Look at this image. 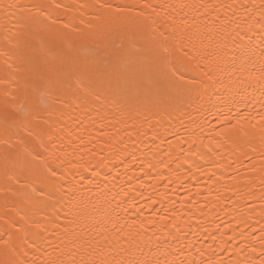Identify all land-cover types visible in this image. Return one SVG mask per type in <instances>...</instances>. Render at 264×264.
Instances as JSON below:
<instances>
[{"label": "bare ground", "instance_id": "6f19581e", "mask_svg": "<svg viewBox=\"0 0 264 264\" xmlns=\"http://www.w3.org/2000/svg\"><path fill=\"white\" fill-rule=\"evenodd\" d=\"M124 2L132 0H0L66 6L44 8L55 24L34 8L0 10V79L21 89L26 80L52 82H41L49 124L32 129L47 151L24 132L9 148L0 133V217L20 212L44 225L26 226L39 246L37 264L66 260L73 241L132 264H251L260 259L264 227V31L248 24L261 0H140L156 8L142 10L141 32L96 19L104 10L78 7ZM152 21L155 33L146 26ZM113 69L152 71L156 83L117 90L108 83ZM6 154L7 171L25 183L6 180ZM45 164L72 191L65 184L62 196L35 195L32 187L47 194L56 179Z\"/></svg>", "mask_w": 264, "mask_h": 264}, {"label": "snow or ice", "instance_id": "6c2138e0", "mask_svg": "<svg viewBox=\"0 0 264 264\" xmlns=\"http://www.w3.org/2000/svg\"><path fill=\"white\" fill-rule=\"evenodd\" d=\"M25 8L30 7L37 9V17L43 15L45 20H51L52 24H55L56 21L51 19L50 15L44 12L45 7H50L53 9H60L63 6L59 3H53L48 6L44 5H16V4H8L4 5L0 3V10L8 12L13 8ZM79 9H84L86 7L93 8L97 11L104 10L107 15L105 17H96V19H101L105 24H126L132 25L136 29V31L141 32L145 28V23L140 19L145 16V13L142 11L146 8H152L153 12H156V8L148 3H140V0H132V2H124L118 4H105V3H93L92 5H84L80 4ZM163 7V6H161ZM170 7V6H169ZM181 7H189L188 5H181ZM229 7H231L229 5ZM135 13V15H125L126 13ZM84 13L81 12V15ZM159 15V13H157ZM253 23H249L248 27L252 28L254 24H259L260 29L264 31V0H261L260 10L258 17L255 13H250ZM29 22L34 21L35 17H29ZM247 20V18H245ZM42 23V21H39ZM81 23L84 21L81 20ZM87 27H91V25H86ZM152 33L157 31L156 21H152L146 25ZM63 28L69 29L70 31H78L71 23L63 24ZM160 35L164 38V40L168 39V36L161 32ZM240 36L239 32L236 34ZM243 36H240V39L243 40ZM264 42V41H262ZM71 42H68L67 47L72 48ZM160 48L162 52L167 54L170 49L169 46L164 44L161 45ZM264 54V53H262ZM185 55H188L186 52ZM166 56H162L161 59H166ZM8 69H13V65L5 61ZM20 69L17 67L15 71H19ZM262 75H264V64L261 65ZM108 83L109 87L114 86L117 90L122 91H131L134 87H149L150 85H154L156 83L154 73L152 71L144 72L143 70L139 72H134L129 74L127 72H122L117 69L111 70L108 74ZM173 76H176L175 71L172 72ZM179 79V77H177ZM41 82H43L45 87H51V80L40 77L37 79H33L31 82L25 81L23 89L20 88L19 85L13 83L12 80L9 79H0V85H4L3 88L4 96L6 99L3 104H0V133L3 134L4 144L7 147H11L10 140L13 137L17 138V143L20 142L19 133L24 132L28 137H31L38 141L39 147L44 151H47L46 145L43 143V139L39 134H33V128H41V125H48L49 121L45 119V112L47 109L51 108V100L50 97L48 100L45 99L44 93L41 88ZM180 87H183L181 85ZM12 89V91H9ZM10 97V99H9ZM139 97H137L138 99ZM48 115H51L48 112ZM260 120L264 122V116L260 117ZM261 127L264 128V123L261 124ZM42 132H45L43 128H41ZM47 138L50 141H53V137L51 133H46ZM106 135V133H103ZM32 159L35 160L36 156H32ZM5 160V178L7 181H14L16 184L25 183L20 179L19 176H15V174H11L7 171V162L9 160V156L6 154L4 156ZM73 167L77 165L73 164ZM45 171L48 173L50 177H56V179L49 181L48 187L49 192L45 194L44 192L32 187L31 185H26L28 187H32V191L37 196H52L54 193H59L61 196L64 194L65 181L64 184L59 183L58 181L64 180V176H57L55 170L51 169L50 165L45 164ZM82 167V165H81ZM88 169H85L87 171ZM99 175V173H97ZM11 191V188L7 189ZM67 190L72 191L71 184H67ZM54 209L53 215H56L58 209L55 208V203L51 205ZM264 211V209H262ZM15 217H18L15 218ZM15 217H10L5 214L2 219V225H0V264H37V259L32 258L35 257V253L39 251V246L36 243L35 239H30L27 227H35L42 231H45L46 228L38 221H33L27 219L24 214L20 212L15 213ZM27 226V227H26ZM116 228V225H113ZM123 226H121L122 229ZM143 227V225H141ZM146 230V229H145ZM261 233L258 239L261 241V248L259 252L260 259L251 261V264H264V227L261 228ZM32 236L39 238L38 233H32ZM105 240L107 237L104 238ZM245 248L250 247L249 245H245ZM31 250V251H30ZM244 249L242 248L241 251ZM250 250L252 252H256L255 246H251ZM64 249H60L61 255L64 254ZM103 249L99 247V245L91 246L88 245L87 242L77 243L76 241L71 242V247L67 251V258L61 259L58 261V264H132L131 261H123L116 258H109L108 256L103 255ZM39 264H46L44 260H41ZM47 264H55L53 261H47ZM159 264V261H157ZM167 264H174L173 261H168ZM180 264H184L183 261ZM188 264H193L192 261H188ZM205 264V262H202ZM206 264H211V262H206ZM215 264H224L223 261L217 260ZM230 264H250L248 260L240 261H232Z\"/></svg>", "mask_w": 264, "mask_h": 264}]
</instances>
